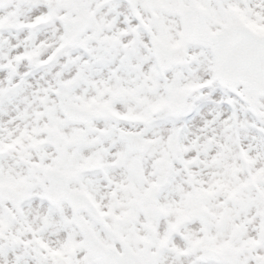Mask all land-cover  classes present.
Segmentation results:
<instances>
[{
    "label": "snow or ice",
    "instance_id": "1",
    "mask_svg": "<svg viewBox=\"0 0 264 264\" xmlns=\"http://www.w3.org/2000/svg\"><path fill=\"white\" fill-rule=\"evenodd\" d=\"M0 264H264V0H0Z\"/></svg>",
    "mask_w": 264,
    "mask_h": 264
}]
</instances>
